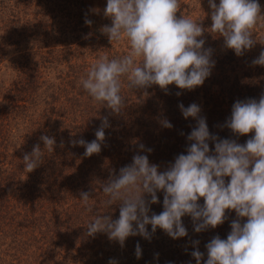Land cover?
<instances>
[{
	"label": "trees",
	"instance_id": "1",
	"mask_svg": "<svg viewBox=\"0 0 264 264\" xmlns=\"http://www.w3.org/2000/svg\"><path fill=\"white\" fill-rule=\"evenodd\" d=\"M19 3L0 0V77L11 78L8 76L5 90H0V264H108L110 258L118 264H195L190 255L195 240L206 259L205 244L214 236L226 239L230 222L236 218L234 212H226L223 224L200 233L193 231L190 217L185 216V238L172 240L157 229L150 240L129 237L123 246L103 233L87 237L84 227L92 215L106 211L105 196L95 182L106 181L131 163L139 144L152 150L145 154L161 171L186 150V136L195 121L182 117L179 103L199 104L210 132L220 138L243 144L252 135L237 138L223 125L235 101L258 100L264 94V67L252 64L264 50V19L252 29L257 43L241 56L225 49L221 37L204 33V47L212 49L215 66L203 85L192 91L169 85L167 92L152 86L145 96L144 90L130 91L125 82L121 90L125 106L112 114L99 108L80 84L101 56L111 59L128 50L126 39L110 43L100 31L111 24L104 16L106 0L97 8L90 0H52L46 10L56 16L35 19L22 28L20 14L28 12L30 4L21 9ZM179 4L177 17L186 16L210 27L208 0H179ZM259 4L264 9V2L259 0ZM96 9L101 10L100 15ZM62 13L65 20H60ZM85 19L91 20V25H86ZM20 44L30 46L27 52H18L3 64L7 50ZM105 116L110 127L105 129L101 151L83 156L84 148L72 146L70 141L95 139ZM162 118L173 127L162 128L158 123ZM42 134L55 138L53 152H46L43 163L27 173L23 156L38 143L43 149ZM81 191L90 194L91 212L78 200ZM157 195L158 202L150 206L149 214L162 211L163 193ZM102 214L116 219L119 206ZM137 242L142 248L139 259L134 255Z\"/></svg>",
	"mask_w": 264,
	"mask_h": 264
},
{
	"label": "clouds",
	"instance_id": "2",
	"mask_svg": "<svg viewBox=\"0 0 264 264\" xmlns=\"http://www.w3.org/2000/svg\"><path fill=\"white\" fill-rule=\"evenodd\" d=\"M208 5L211 25L204 28L200 21L176 16L179 0H106L104 16L111 24L100 31L110 43L126 39L128 50L120 57L101 56L81 79V87L99 108L118 114L125 106L121 94L125 82L130 91L144 90L145 96L152 86L167 92L169 85L181 91L203 85L215 66L212 49L204 47V33L221 37L225 49L241 56L257 43L252 29L264 19L259 0H208ZM91 23L85 19L86 25ZM252 64L264 67V50ZM177 107L184 119L195 121L186 136V150L161 171L145 154L152 150L139 144L131 163L106 181L95 182L105 196L106 211L102 213L118 205V217L92 215L84 227L85 235L103 233L123 246L129 237L150 240L160 229L177 240L188 234L182 217H190L193 231L200 233L223 224L226 212H234L236 218L230 222L226 239L214 236L205 244L206 259L198 248L199 241H192L190 255L195 264H264V94L258 100L235 101L224 122L223 127L237 138L252 133L243 144L211 133L199 104L185 106L181 102ZM158 123L165 129L173 127L167 118ZM108 127L107 116L102 117L95 139L81 138L70 144L82 146L85 157L98 154ZM39 139L43 149L38 143L23 156V171L27 173L43 163L46 152H53L54 137L42 134ZM160 192L162 211L149 214ZM79 195L78 200L91 212L89 192ZM134 255L137 259L142 256L139 242ZM108 264L118 261L110 258Z\"/></svg>",
	"mask_w": 264,
	"mask_h": 264
},
{
	"label": "rangeland",
	"instance_id": "3",
	"mask_svg": "<svg viewBox=\"0 0 264 264\" xmlns=\"http://www.w3.org/2000/svg\"><path fill=\"white\" fill-rule=\"evenodd\" d=\"M23 1V2H22ZM92 2L93 8H97V6L101 3V0H90ZM184 1V3H189L191 0H181ZM21 2L23 4H21ZM261 2H264V0H261ZM52 3V0H20V3L18 5V7H24L27 6V4H30L29 7V11L25 12V13H21L20 14V18H19V22L17 21V19H14L15 22L19 23V28H22L26 25H30L33 24L35 22V19H46L48 17H53L54 15L56 16V13H50L47 12L46 7H49V5ZM21 4V5H20ZM56 6H54L52 9H55ZM95 12L97 13V15L101 14V10L96 9ZM261 15H264V9H261ZM60 20H65V14L62 13L60 15ZM30 46H26V44H20V45H15L12 48L10 47L9 50H7V55H4L2 57V62L3 64H5L6 62L9 61L10 58H12L13 56H15L18 52L24 53L27 52L26 48H29ZM8 49V48H6ZM45 51V50H42ZM35 52V51H34ZM31 52V53H34ZM9 71V70H8ZM9 76V75H8ZM8 76L7 75H3L0 77V88L3 87L4 85L6 86L9 82H8ZM9 79L10 76H9ZM0 90H5V88L3 87Z\"/></svg>",
	"mask_w": 264,
	"mask_h": 264
}]
</instances>
